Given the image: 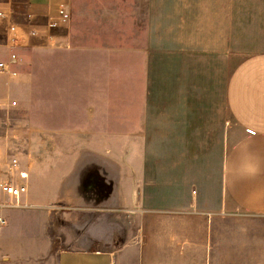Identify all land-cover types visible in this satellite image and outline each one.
Here are the masks:
<instances>
[{"label": "crops", "instance_id": "0c3cea01", "mask_svg": "<svg viewBox=\"0 0 264 264\" xmlns=\"http://www.w3.org/2000/svg\"><path fill=\"white\" fill-rule=\"evenodd\" d=\"M58 8L73 18L75 0H0L8 14L0 18L1 57L9 58L10 25L38 31L15 46L16 75L0 73V100L19 95L45 135L102 141L118 152L120 180L110 187L101 178L110 195L98 204L127 207L137 223L117 228L113 214L96 217L86 207L94 200L85 199L51 263L239 264L232 246L240 235L224 221L264 218V0H145L142 70L104 44L86 45L84 36L76 43L68 25L48 40ZM116 56L124 67L117 89ZM18 217L8 216L0 234L13 237Z\"/></svg>", "mask_w": 264, "mask_h": 264}, {"label": "rangeland", "instance_id": "374dc122", "mask_svg": "<svg viewBox=\"0 0 264 264\" xmlns=\"http://www.w3.org/2000/svg\"><path fill=\"white\" fill-rule=\"evenodd\" d=\"M124 1L132 2V6L128 7L134 12H125L127 8L124 5L120 7V0H75L76 8L73 18L70 14L68 31L72 32L76 43H82L81 36H84L86 45L104 44L116 54L120 52L126 56L127 68L142 70L140 55L145 46V0ZM3 41L4 30L0 28V47ZM1 59L7 60L0 56ZM118 61L117 56L112 60V85L116 89L120 75L124 74V67ZM131 81L133 85L135 78ZM112 96L117 104L119 92H114ZM13 101L17 102L15 107L11 105ZM20 103L23 100L19 95L0 100V148L8 155L17 154L30 166L29 202L34 208L2 212L6 219L12 214L19 217L11 222V228L17 232L13 237L0 234V264L55 262L56 249L62 245L65 247L61 241L72 231L70 216L76 212V207H80L77 203L85 199L94 200L86 207L92 208L96 217L108 212L115 216L117 228L135 229L137 220L133 219L131 209L115 203L107 211V204H98L102 197L108 198L110 190L99 195L80 181L81 178L84 180L88 165L93 161L97 164L94 166L96 174L109 186L118 183L121 175L118 152L109 154L108 146H104L102 141L71 135H45L38 131L36 125L29 123L28 112ZM112 111L119 114L126 110L116 107ZM93 143L97 152L92 151ZM119 143L118 140H111L109 145L118 149ZM100 152L104 155H99ZM119 190L115 192L117 196L120 195ZM237 219L224 221V228L238 230L240 236L233 238V244L238 245L232 247L238 250L239 264H243L242 260H247L244 264H263L264 218L239 216ZM46 239L53 244L50 249Z\"/></svg>", "mask_w": 264, "mask_h": 264}, {"label": "built area", "instance_id": "2783aa9c", "mask_svg": "<svg viewBox=\"0 0 264 264\" xmlns=\"http://www.w3.org/2000/svg\"><path fill=\"white\" fill-rule=\"evenodd\" d=\"M8 14L0 12V18H7ZM70 20V14L65 8H58L57 19L49 20L47 26V38L52 41L54 35L53 30L62 26H66ZM28 35H38L37 30H32L28 34L21 33L19 29L10 25L7 30V47L8 59L0 61V73L16 75L12 70V65L20 63L22 60L15 52V46L21 37ZM12 106H16V102H11ZM30 166L20 158L17 154L8 155L6 151L0 148V233L8 225V220L2 212L5 210H22L32 209L33 205L29 202L30 188ZM43 210V209H41Z\"/></svg>", "mask_w": 264, "mask_h": 264}, {"label": "flooded vegetation", "instance_id": "af4514ba", "mask_svg": "<svg viewBox=\"0 0 264 264\" xmlns=\"http://www.w3.org/2000/svg\"><path fill=\"white\" fill-rule=\"evenodd\" d=\"M87 189H92V191H96L99 195H104L110 189L108 185L103 183L101 177L95 172H88L84 176L83 182Z\"/></svg>", "mask_w": 264, "mask_h": 264}]
</instances>
